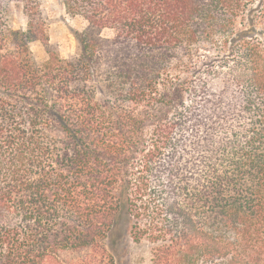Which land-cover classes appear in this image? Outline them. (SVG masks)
<instances>
[{
    "label": "trees",
    "instance_id": "1",
    "mask_svg": "<svg viewBox=\"0 0 264 264\" xmlns=\"http://www.w3.org/2000/svg\"><path fill=\"white\" fill-rule=\"evenodd\" d=\"M44 1L0 0V264L122 228L151 264H264V0H58L67 57Z\"/></svg>",
    "mask_w": 264,
    "mask_h": 264
},
{
    "label": "rangeland",
    "instance_id": "2",
    "mask_svg": "<svg viewBox=\"0 0 264 264\" xmlns=\"http://www.w3.org/2000/svg\"><path fill=\"white\" fill-rule=\"evenodd\" d=\"M41 9L47 19V34L50 43L54 45L62 57L73 55L77 51V44L74 38L76 31H82L86 22L79 16H71L66 13L64 7L58 0H46L41 5ZM11 23L15 30L25 27L26 17L20 4L11 7ZM105 32L104 35H109ZM31 50L38 60L45 58L43 47L40 43L31 44ZM111 247L110 257L106 253L103 255L92 254L83 258L88 264H151L148 248L143 244H134L130 241L124 229L108 241ZM67 264H83L81 258L65 256Z\"/></svg>",
    "mask_w": 264,
    "mask_h": 264
}]
</instances>
